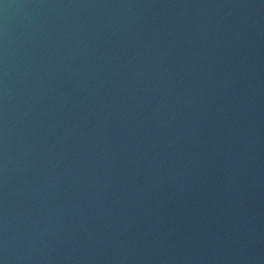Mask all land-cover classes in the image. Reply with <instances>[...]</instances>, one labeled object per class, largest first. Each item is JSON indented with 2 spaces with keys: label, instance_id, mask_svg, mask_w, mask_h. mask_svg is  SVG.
I'll list each match as a JSON object with an SVG mask.
<instances>
[{
  "label": "water",
  "instance_id": "1",
  "mask_svg": "<svg viewBox=\"0 0 264 264\" xmlns=\"http://www.w3.org/2000/svg\"><path fill=\"white\" fill-rule=\"evenodd\" d=\"M0 264H264V0H0Z\"/></svg>",
  "mask_w": 264,
  "mask_h": 264
}]
</instances>
